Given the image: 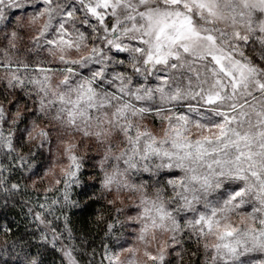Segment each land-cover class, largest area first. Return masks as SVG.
Segmentation results:
<instances>
[{
    "label": "clouds",
    "instance_id": "clouds-1",
    "mask_svg": "<svg viewBox=\"0 0 264 264\" xmlns=\"http://www.w3.org/2000/svg\"><path fill=\"white\" fill-rule=\"evenodd\" d=\"M262 85L264 0H0V264H264Z\"/></svg>",
    "mask_w": 264,
    "mask_h": 264
},
{
    "label": "snow or ice",
    "instance_id": "snow-or-ice-1",
    "mask_svg": "<svg viewBox=\"0 0 264 264\" xmlns=\"http://www.w3.org/2000/svg\"><path fill=\"white\" fill-rule=\"evenodd\" d=\"M262 87H264V85H262ZM226 133H225V129H224V127L223 126H221V128H220V136H224ZM207 139V138H206ZM226 235H231L232 233H231V231H226V233H225ZM225 247H227V246H225ZM152 259H155V257H152Z\"/></svg>",
    "mask_w": 264,
    "mask_h": 264
}]
</instances>
